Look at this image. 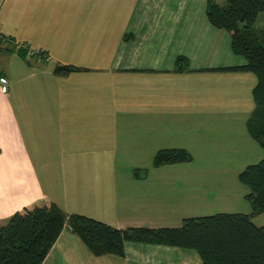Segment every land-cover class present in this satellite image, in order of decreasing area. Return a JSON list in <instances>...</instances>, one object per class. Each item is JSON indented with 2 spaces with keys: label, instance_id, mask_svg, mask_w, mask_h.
Wrapping results in <instances>:
<instances>
[{
  "label": "crops",
  "instance_id": "crops-1",
  "mask_svg": "<svg viewBox=\"0 0 264 264\" xmlns=\"http://www.w3.org/2000/svg\"><path fill=\"white\" fill-rule=\"evenodd\" d=\"M207 3L0 0V225L46 202L119 230L175 228L183 203L228 183L212 172L234 168L239 180L261 147L249 131L258 80L227 70L246 59L209 23ZM172 149L192 161L156 167ZM43 264L203 262L135 242L125 257L96 256L65 229Z\"/></svg>",
  "mask_w": 264,
  "mask_h": 264
},
{
  "label": "trees",
  "instance_id": "trees-1",
  "mask_svg": "<svg viewBox=\"0 0 264 264\" xmlns=\"http://www.w3.org/2000/svg\"><path fill=\"white\" fill-rule=\"evenodd\" d=\"M264 13V0H208L207 18L216 29L231 36L233 52L246 59L240 67L227 70L252 72L257 77L253 90L255 111L249 131L264 149V31L256 24ZM184 61L179 60L182 65ZM70 71L58 68L59 71ZM192 156L184 149L162 150L154 165L187 163ZM249 188L246 213H218L190 217L181 227L128 228L119 230L97 220L67 215L53 203H38L16 212L0 225V264H43L59 236L70 226L96 256L125 257V243L135 242L195 250L203 264H264V226L254 219L264 213V159L239 174Z\"/></svg>",
  "mask_w": 264,
  "mask_h": 264
},
{
  "label": "rangeland",
  "instance_id": "rangeland-1",
  "mask_svg": "<svg viewBox=\"0 0 264 264\" xmlns=\"http://www.w3.org/2000/svg\"><path fill=\"white\" fill-rule=\"evenodd\" d=\"M217 1L221 3L220 0H217ZM256 29L258 31H264V13L259 16L257 20V24H256ZM258 151L259 152L255 154L256 158L251 159L249 161V162H252L250 164H257L262 159H264V150L260 147V150ZM223 161L225 160H222L219 162L223 163ZM148 164H150V162ZM149 166L151 170L150 172L154 171L155 169L154 166L152 164ZM179 172H180V176L183 177L185 173L189 171L182 169ZM200 172L201 171H198V177L200 178L204 176L209 177L204 171H202L201 173ZM238 172L239 171L236 172L234 168L229 169L227 171L226 169H221V170H215L214 172H212L211 173L212 178L214 179L225 178L228 180V183L221 185L225 187H214L212 191L214 195H210L209 197L207 196L206 198L204 195L197 194L190 201L186 199L188 203H183L180 211L177 212V210L175 209V212H177L175 213L176 215L175 218H173V220L175 221L174 223H172L173 221H171V224H175L173 226H176V227H181L184 218H188L192 216L197 217V216H202V215H212V214L222 213V212L233 213V212H238L239 210H243V208L246 206L248 207V205L250 204L246 200L245 196L249 193V188H247L245 185L239 182ZM191 176H196V174L191 173ZM219 189L224 190V192L222 194L219 193L220 192ZM205 194H207L206 191H205ZM189 196L190 195L188 194V197ZM204 199L208 200L207 203L204 202L205 201ZM193 203H195L194 204L196 205L195 207L191 206ZM255 223L257 224V226L264 225V214L263 216L258 218L255 221ZM65 229L72 231L70 226L66 227Z\"/></svg>",
  "mask_w": 264,
  "mask_h": 264
},
{
  "label": "built area",
  "instance_id": "built-area-1",
  "mask_svg": "<svg viewBox=\"0 0 264 264\" xmlns=\"http://www.w3.org/2000/svg\"><path fill=\"white\" fill-rule=\"evenodd\" d=\"M30 53H31V54H33V53H34V51H31ZM30 53H29V54H30ZM31 54H30V55H31Z\"/></svg>",
  "mask_w": 264,
  "mask_h": 264
}]
</instances>
